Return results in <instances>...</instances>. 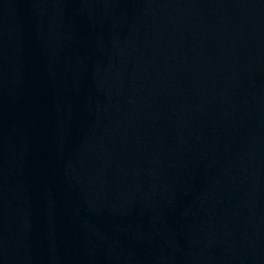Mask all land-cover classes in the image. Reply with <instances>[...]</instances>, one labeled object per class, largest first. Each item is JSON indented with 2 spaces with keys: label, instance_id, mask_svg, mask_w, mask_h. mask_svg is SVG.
<instances>
[{
  "label": "water",
  "instance_id": "95a60500",
  "mask_svg": "<svg viewBox=\"0 0 264 264\" xmlns=\"http://www.w3.org/2000/svg\"><path fill=\"white\" fill-rule=\"evenodd\" d=\"M0 264H264V0H0Z\"/></svg>",
  "mask_w": 264,
  "mask_h": 264
}]
</instances>
